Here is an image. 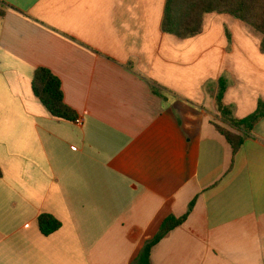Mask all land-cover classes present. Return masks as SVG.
Listing matches in <instances>:
<instances>
[{
    "label": "crops",
    "instance_id": "obj_1",
    "mask_svg": "<svg viewBox=\"0 0 264 264\" xmlns=\"http://www.w3.org/2000/svg\"><path fill=\"white\" fill-rule=\"evenodd\" d=\"M0 2V264H136L186 214L152 264H264V118L237 154L215 127L221 79L236 119L264 103L260 33L210 13L180 39L167 0ZM39 68L82 124L36 98Z\"/></svg>",
    "mask_w": 264,
    "mask_h": 264
},
{
    "label": "trees",
    "instance_id": "obj_2",
    "mask_svg": "<svg viewBox=\"0 0 264 264\" xmlns=\"http://www.w3.org/2000/svg\"><path fill=\"white\" fill-rule=\"evenodd\" d=\"M5 7L6 5L0 2V18L5 16ZM210 13L231 15L260 33L263 36L261 52L264 54V0H167L162 30L183 40L197 37L203 32L205 16ZM227 87L228 82L221 79L218 95L220 123H215V127L225 137L233 154H237L251 137L256 124L264 118V103H260L255 115L244 120L236 119L229 107L222 106ZM32 89L36 98L55 118L69 122L78 119L77 113L65 103L61 80L49 69L39 68L35 71ZM192 207L193 204L191 209ZM188 215L169 216L162 223L157 235L144 245L136 264H152L151 254L154 246L182 226ZM61 226L62 223L52 215L43 214L39 218V227L45 236L57 232Z\"/></svg>",
    "mask_w": 264,
    "mask_h": 264
},
{
    "label": "built area",
    "instance_id": "obj_3",
    "mask_svg": "<svg viewBox=\"0 0 264 264\" xmlns=\"http://www.w3.org/2000/svg\"><path fill=\"white\" fill-rule=\"evenodd\" d=\"M76 123L80 125V124H82V120L81 119H77Z\"/></svg>",
    "mask_w": 264,
    "mask_h": 264
}]
</instances>
